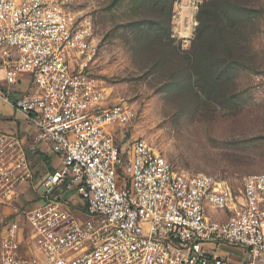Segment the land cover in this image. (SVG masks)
Returning <instances> with one entry per match:
<instances>
[{
    "label": "built area",
    "instance_id": "1",
    "mask_svg": "<svg viewBox=\"0 0 264 264\" xmlns=\"http://www.w3.org/2000/svg\"><path fill=\"white\" fill-rule=\"evenodd\" d=\"M80 5L0 0V83L11 92L0 97L13 96L28 128L0 133V208H13L0 209V264H264V174L234 189L118 139L131 111L93 77L99 42ZM28 148L54 171L39 174ZM26 185L43 194L15 207Z\"/></svg>",
    "mask_w": 264,
    "mask_h": 264
},
{
    "label": "rangeland",
    "instance_id": "2",
    "mask_svg": "<svg viewBox=\"0 0 264 264\" xmlns=\"http://www.w3.org/2000/svg\"><path fill=\"white\" fill-rule=\"evenodd\" d=\"M80 2L99 42L93 77L131 111L118 139H142L175 170L234 189L244 176L264 174V0ZM199 29L206 33L197 39ZM0 91L9 92L3 82ZM11 99L0 97V133H20ZM26 153L34 169L45 168L37 153ZM21 190L14 206L26 209L44 191ZM217 251L240 257L230 247Z\"/></svg>",
    "mask_w": 264,
    "mask_h": 264
},
{
    "label": "crops",
    "instance_id": "3",
    "mask_svg": "<svg viewBox=\"0 0 264 264\" xmlns=\"http://www.w3.org/2000/svg\"><path fill=\"white\" fill-rule=\"evenodd\" d=\"M12 88H14V87H12ZM17 117H19V119H21V121H20V125H19V131H20V133L21 134H24V133H26L27 131H28V128H27V123H26V121L24 120V117H23V115L20 113V114H17ZM13 126H12V124H11V126H10V128H12ZM1 131V130H0ZM5 132V131H4ZM51 160H52V162L53 161H56V159L54 158V157H52L51 156V158H50ZM34 162H35V160H34ZM36 167V169L38 168V170H39V174L40 173H43V172H45L47 169H46V166H45V168H43V167H40V166H38V165H36L35 166ZM1 209V211L2 212H4L5 214H8V213H10L12 210H10L9 211V209L7 208V207H5V208H0ZM4 216V214H2V215H0V218L1 217H3Z\"/></svg>",
    "mask_w": 264,
    "mask_h": 264
},
{
    "label": "trees",
    "instance_id": "4",
    "mask_svg": "<svg viewBox=\"0 0 264 264\" xmlns=\"http://www.w3.org/2000/svg\"><path fill=\"white\" fill-rule=\"evenodd\" d=\"M159 1H162V0H159ZM153 6H154V4H153ZM210 13V12H209ZM221 25V28H220V30L221 31H226V30H229V29H231V27L229 26V25H227L226 24V27H224L222 24H220ZM141 31H143V30H141ZM205 33L206 32H204V31H202V30H200L199 29V32L197 33V39H200V38H202L203 37V35H205ZM10 98H12L11 100L13 101V96L12 97H10ZM37 155L42 159V161L44 162V164H45V166H46V171H49V172H53L54 171V168H53V166L51 165V163H50V160L47 158V156L46 155H44V154H42V153H37Z\"/></svg>",
    "mask_w": 264,
    "mask_h": 264
}]
</instances>
